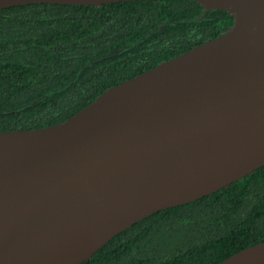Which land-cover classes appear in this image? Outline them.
<instances>
[{"label":"water","instance_id":"water-1","mask_svg":"<svg viewBox=\"0 0 264 264\" xmlns=\"http://www.w3.org/2000/svg\"><path fill=\"white\" fill-rule=\"evenodd\" d=\"M127 1L139 0L0 10ZM193 1L234 25L64 122L0 131V264H83L141 220L264 166V0ZM219 264H264V243Z\"/></svg>","mask_w":264,"mask_h":264},{"label":"trees","instance_id":"trees-1","mask_svg":"<svg viewBox=\"0 0 264 264\" xmlns=\"http://www.w3.org/2000/svg\"><path fill=\"white\" fill-rule=\"evenodd\" d=\"M225 10L193 0L0 10V131L66 121L108 89L227 32ZM264 243V166L161 210L83 264H219Z\"/></svg>","mask_w":264,"mask_h":264}]
</instances>
